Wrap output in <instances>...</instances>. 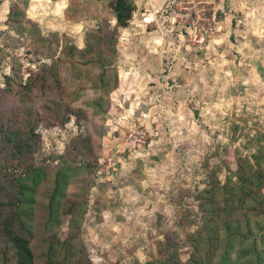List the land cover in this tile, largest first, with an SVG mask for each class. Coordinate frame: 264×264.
Segmentation results:
<instances>
[{
    "label": "rangeland",
    "instance_id": "obj_1",
    "mask_svg": "<svg viewBox=\"0 0 264 264\" xmlns=\"http://www.w3.org/2000/svg\"><path fill=\"white\" fill-rule=\"evenodd\" d=\"M10 1L0 0V124L33 125L25 160L48 171L36 263L51 240L66 243L60 264H148L169 241L186 264L208 173L224 181L264 132V0H144L124 29L107 0ZM4 147L0 169L11 161ZM63 162L87 169L46 230Z\"/></svg>",
    "mask_w": 264,
    "mask_h": 264
},
{
    "label": "trees",
    "instance_id": "obj_2",
    "mask_svg": "<svg viewBox=\"0 0 264 264\" xmlns=\"http://www.w3.org/2000/svg\"><path fill=\"white\" fill-rule=\"evenodd\" d=\"M17 3L10 1L12 5ZM106 5L113 15L114 28L128 27L136 9L133 0H107ZM9 77L4 75L7 83ZM95 104L104 111L101 98ZM36 137L33 125L0 124V143L11 160L0 169V264H37L32 241L37 236L36 194L48 171L43 165L25 160L32 154ZM256 138L255 149L237 155L235 169L229 170L224 181L210 171L208 182L197 192L202 223L186 235L190 243L186 264H264V132ZM86 169L87 164L78 167L72 162H63L55 169L45 205L44 229L60 224L62 200L69 184ZM45 243L42 254L47 257L46 264H60L57 252L66 243ZM168 245L170 251L165 257L148 264H182L177 243L169 241Z\"/></svg>",
    "mask_w": 264,
    "mask_h": 264
},
{
    "label": "built area",
    "instance_id": "obj_3",
    "mask_svg": "<svg viewBox=\"0 0 264 264\" xmlns=\"http://www.w3.org/2000/svg\"><path fill=\"white\" fill-rule=\"evenodd\" d=\"M170 2L172 3H176V4H187V5H191V6H195L198 4H204L206 2V0H170ZM149 17H147L146 15L143 16L144 21L147 23L153 22L154 17L151 15H148Z\"/></svg>",
    "mask_w": 264,
    "mask_h": 264
},
{
    "label": "crops",
    "instance_id": "obj_4",
    "mask_svg": "<svg viewBox=\"0 0 264 264\" xmlns=\"http://www.w3.org/2000/svg\"><path fill=\"white\" fill-rule=\"evenodd\" d=\"M135 4H138V6L144 4V0H133ZM156 0H149V4L153 5ZM61 3H63V0L60 1ZM155 5V4H154ZM149 14V13H148ZM150 15V14H149ZM152 16V15H151Z\"/></svg>",
    "mask_w": 264,
    "mask_h": 264
}]
</instances>
